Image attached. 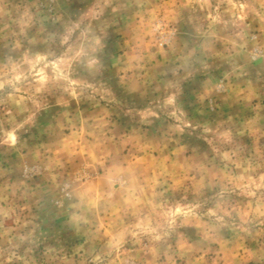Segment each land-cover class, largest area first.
<instances>
[{
	"label": "rangeland",
	"instance_id": "rangeland-1",
	"mask_svg": "<svg viewBox=\"0 0 264 264\" xmlns=\"http://www.w3.org/2000/svg\"><path fill=\"white\" fill-rule=\"evenodd\" d=\"M0 264H264V0H0Z\"/></svg>",
	"mask_w": 264,
	"mask_h": 264
},
{
	"label": "clouds",
	"instance_id": "clouds-1",
	"mask_svg": "<svg viewBox=\"0 0 264 264\" xmlns=\"http://www.w3.org/2000/svg\"><path fill=\"white\" fill-rule=\"evenodd\" d=\"M41 79H43V77H41Z\"/></svg>",
	"mask_w": 264,
	"mask_h": 264
}]
</instances>
